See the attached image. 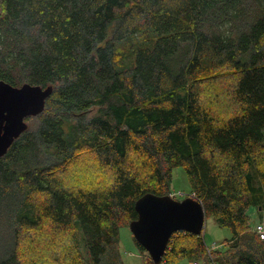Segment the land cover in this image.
<instances>
[{
	"label": "trees",
	"instance_id": "obj_1",
	"mask_svg": "<svg viewBox=\"0 0 264 264\" xmlns=\"http://www.w3.org/2000/svg\"><path fill=\"white\" fill-rule=\"evenodd\" d=\"M0 80L53 88L0 158V264H123L136 200L170 195L178 167L231 237L174 233L161 264H264L247 214L264 206V0H0Z\"/></svg>",
	"mask_w": 264,
	"mask_h": 264
},
{
	"label": "water",
	"instance_id": "obj_2",
	"mask_svg": "<svg viewBox=\"0 0 264 264\" xmlns=\"http://www.w3.org/2000/svg\"><path fill=\"white\" fill-rule=\"evenodd\" d=\"M52 91V86L24 83L14 87L0 80V158L27 130L26 118L44 111ZM134 209L137 218L128 228L154 264H161L174 233L202 235L205 212L201 203L191 196L178 201L171 195L146 193L136 200Z\"/></svg>",
	"mask_w": 264,
	"mask_h": 264
},
{
	"label": "rangeland",
	"instance_id": "obj_3",
	"mask_svg": "<svg viewBox=\"0 0 264 264\" xmlns=\"http://www.w3.org/2000/svg\"><path fill=\"white\" fill-rule=\"evenodd\" d=\"M146 46L150 45V42H147L145 44ZM85 161V167L89 166L90 168L94 170L93 172H96L98 170L97 175L100 174L99 167H96L92 163L90 165V161L94 162V159L92 157H84ZM87 162V163H86ZM98 166V165H97ZM77 170H80L78 174L77 171L73 172L71 174V177L74 176V178L78 179L79 175H82L83 165L82 167L78 168ZM108 175V172H104V176L100 174V177L93 179L91 181H104ZM96 177V176H95ZM171 196L175 200H182L185 197L191 196V187L188 183V180L184 174L183 168L178 167L173 170V177H172V183H171ZM248 217H249V225L252 227V230L254 229L256 225L262 223L264 225V206L262 209H259L257 207H250L248 212ZM120 240H119V251L121 255V259L123 264H143V262L148 259V254L147 253H141L138 247L134 244L133 242V236L129 230V228L123 227L120 229L119 232ZM202 237L205 243V246L208 248V250H214L218 249L221 244L225 241L228 240L231 237V233L228 229L222 228L218 226L213 218H208L205 220L203 231H202ZM174 264H198L195 261L188 262L187 260H184L182 258L175 259ZM210 264H215L214 261L211 260Z\"/></svg>",
	"mask_w": 264,
	"mask_h": 264
},
{
	"label": "built area",
	"instance_id": "obj_4",
	"mask_svg": "<svg viewBox=\"0 0 264 264\" xmlns=\"http://www.w3.org/2000/svg\"><path fill=\"white\" fill-rule=\"evenodd\" d=\"M253 228V232L257 234L261 240L264 241V225L260 223Z\"/></svg>",
	"mask_w": 264,
	"mask_h": 264
}]
</instances>
